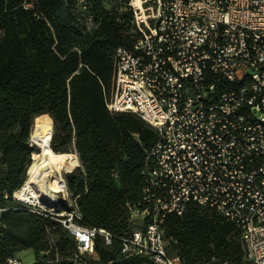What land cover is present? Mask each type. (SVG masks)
<instances>
[{
	"label": "built area",
	"instance_id": "2783aa9c",
	"mask_svg": "<svg viewBox=\"0 0 264 264\" xmlns=\"http://www.w3.org/2000/svg\"><path fill=\"white\" fill-rule=\"evenodd\" d=\"M76 9L86 33L99 27L89 0H76ZM115 10L119 21L132 12L124 23L135 41L114 52L107 107L136 114L159 136L142 171L143 197L127 203L137 226L120 238L121 252L182 264L167 248V217L196 206L240 230L247 264H264V0H116ZM224 82L235 87L220 90ZM64 183V201L55 197L50 207L16 190L12 198L59 222L76 243L70 261L86 264L98 237L112 245L115 236L79 222ZM11 209L0 204V232L1 213ZM6 264L26 263L15 254Z\"/></svg>",
	"mask_w": 264,
	"mask_h": 264
},
{
	"label": "trees",
	"instance_id": "16d2710c",
	"mask_svg": "<svg viewBox=\"0 0 264 264\" xmlns=\"http://www.w3.org/2000/svg\"><path fill=\"white\" fill-rule=\"evenodd\" d=\"M101 18L86 33L76 0H0V264L22 250L35 254L33 264H73L76 243L54 219L23 209L12 194L26 179L35 159L32 124L51 130V153L65 174L70 196L83 225L104 227L115 239L98 237L86 264H155L126 257L120 238L137 226L127 203L143 197L147 154L158 133L136 114L110 112L106 97L114 90V52L132 48V12L117 19L116 0H89ZM220 90L235 84L224 82ZM54 120V129H53ZM34 121V123H33ZM32 129V131H33ZM63 153L59 159L54 153ZM5 194L9 197L5 199ZM53 238V240H51ZM168 251L182 264H247L240 230L215 214L191 207L167 217Z\"/></svg>",
	"mask_w": 264,
	"mask_h": 264
},
{
	"label": "bare ground",
	"instance_id": "6f19581e",
	"mask_svg": "<svg viewBox=\"0 0 264 264\" xmlns=\"http://www.w3.org/2000/svg\"><path fill=\"white\" fill-rule=\"evenodd\" d=\"M31 136L39 150L34 152L35 159L28 166L27 177L16 190V196L28 203L51 204L54 202L55 192H67L63 181L64 172L52 157V133L48 125H35Z\"/></svg>",
	"mask_w": 264,
	"mask_h": 264
},
{
	"label": "rangeland",
	"instance_id": "374dc122",
	"mask_svg": "<svg viewBox=\"0 0 264 264\" xmlns=\"http://www.w3.org/2000/svg\"><path fill=\"white\" fill-rule=\"evenodd\" d=\"M107 5H108V6H111V4H110L109 1L107 2ZM33 123H34V121H33ZM32 129H33V124H32ZM32 129H31V133H32ZM49 129H50V128H49ZM53 129H54V120H53ZM31 137H32V136L30 135V139H31ZM33 141H34V140H33ZM37 148H38V146H37V144L34 142V144H33V149H37ZM53 153H54V152H53ZM67 153L75 154V155L77 156V158H78V162H77V165H76L73 169L68 170V171H65V172L63 173V178H64V179H65V174H66V173L75 170V169L81 164V163H80V160H79V156H78L77 153H75L74 148H71L70 151H68ZM62 154H63V153H54V155H56L59 159H62V157H61ZM25 176L27 177V170H26ZM43 205H45V206H47V207H50L48 204H45V203H43ZM17 256H18L19 258H21L22 260H24L26 264H33L34 261H35V254H34L33 250H31V249L22 250V251H20L19 253H17Z\"/></svg>",
	"mask_w": 264,
	"mask_h": 264
},
{
	"label": "water",
	"instance_id": "95a60500",
	"mask_svg": "<svg viewBox=\"0 0 264 264\" xmlns=\"http://www.w3.org/2000/svg\"><path fill=\"white\" fill-rule=\"evenodd\" d=\"M63 181L65 182V179H63ZM57 193L59 194V197L55 196L56 199H58L59 201L63 202L64 201V198L61 196L62 193H63V191H58Z\"/></svg>",
	"mask_w": 264,
	"mask_h": 264
}]
</instances>
